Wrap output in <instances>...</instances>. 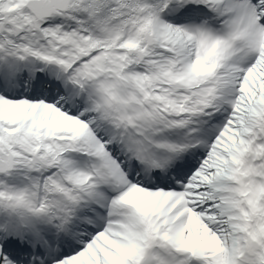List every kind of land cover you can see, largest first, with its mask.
I'll return each instance as SVG.
<instances>
[{
	"label": "snow or ice",
	"instance_id": "obj_1",
	"mask_svg": "<svg viewBox=\"0 0 264 264\" xmlns=\"http://www.w3.org/2000/svg\"><path fill=\"white\" fill-rule=\"evenodd\" d=\"M0 264H264V0H0Z\"/></svg>",
	"mask_w": 264,
	"mask_h": 264
}]
</instances>
